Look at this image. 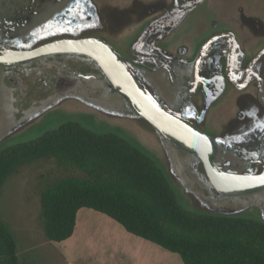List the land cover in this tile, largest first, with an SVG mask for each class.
<instances>
[{"label":"flooded vegetation","instance_id":"obj_1","mask_svg":"<svg viewBox=\"0 0 264 264\" xmlns=\"http://www.w3.org/2000/svg\"><path fill=\"white\" fill-rule=\"evenodd\" d=\"M82 37L100 38L137 62L156 97L213 143L218 168L246 172L264 163V0H0V50ZM100 84L104 103L93 96ZM65 115L92 116L100 131L136 133L195 202L225 214L212 216L264 225V188L215 192L200 154L137 116L86 55L0 64V142L58 125ZM69 124L80 125L67 121L43 135ZM110 134L118 136L100 135Z\"/></svg>","mask_w":264,"mask_h":264},{"label":"trees","instance_id":"obj_2","mask_svg":"<svg viewBox=\"0 0 264 264\" xmlns=\"http://www.w3.org/2000/svg\"><path fill=\"white\" fill-rule=\"evenodd\" d=\"M55 157L84 176L54 180L40 192L47 239L72 236L82 208L105 214L140 238L177 253L183 264H264V225L184 210L155 163L124 139L78 124L0 150V188L19 166ZM9 225L0 219V264H18Z\"/></svg>","mask_w":264,"mask_h":264},{"label":"water","instance_id":"obj_3","mask_svg":"<svg viewBox=\"0 0 264 264\" xmlns=\"http://www.w3.org/2000/svg\"><path fill=\"white\" fill-rule=\"evenodd\" d=\"M57 52L78 53L89 57L104 75L111 91L123 96L137 116L143 118L179 148L199 153L205 165V176L213 190L218 194H244L264 188V163L257 170L251 169L246 172L218 168L213 161L215 153L213 143L189 120L183 117L178 110L166 103L164 104L156 97L149 83L138 74L137 62L123 56L100 38H61L41 44L30 50L1 49L0 64L23 63L38 56ZM50 115H45L43 119H48ZM67 121L78 122L83 128L99 135L105 132H113L149 157L163 173L174 192L177 203L184 210L199 215L225 216L223 213L211 210L195 202L180 186L177 177L160 155L153 148L145 144L142 137L136 133L130 135L117 130L100 131L93 125L92 116L65 115L64 118L58 119V125L39 128L37 132H27V135L22 134L14 139L1 141L0 150L8 146L36 139L42 136L45 130L57 128L59 124ZM37 125L38 123H36V127Z\"/></svg>","mask_w":264,"mask_h":264},{"label":"rangeland","instance_id":"obj_4","mask_svg":"<svg viewBox=\"0 0 264 264\" xmlns=\"http://www.w3.org/2000/svg\"><path fill=\"white\" fill-rule=\"evenodd\" d=\"M96 100L107 102L104 84ZM120 108V99L116 100ZM3 120L1 124H3ZM4 125V124H3ZM84 176L55 157L27 161L0 188V219L9 225L18 264H183L177 253L128 233L93 209L79 210L77 236L71 242L46 238L40 219V192L65 176ZM103 219L109 222L107 225Z\"/></svg>","mask_w":264,"mask_h":264},{"label":"crops","instance_id":"obj_5","mask_svg":"<svg viewBox=\"0 0 264 264\" xmlns=\"http://www.w3.org/2000/svg\"><path fill=\"white\" fill-rule=\"evenodd\" d=\"M78 214H79V212H78ZM77 214V221H76V226H75V230H74V232H73V234H72V236L71 237H69L68 239H66V240H64L63 242H71L73 239H75L76 238V234H77V230H78V227H79V215ZM104 216H106L105 214H104ZM108 217V216H107ZM110 218V217H109ZM110 220H112V221H114L115 223H117L119 226H121L122 228H123V226L121 225V224H119L118 222H116L115 220H113V219H111L110 218ZM103 221L107 224V225H109V226H111V224L109 223V222H112V221H109V220H107L106 219V221L103 219ZM129 233V232H128ZM131 234V233H130ZM138 237V236H137ZM140 238V237H139ZM143 239V238H142ZM145 240V239H144ZM148 241V240H147ZM153 243V242H152Z\"/></svg>","mask_w":264,"mask_h":264}]
</instances>
